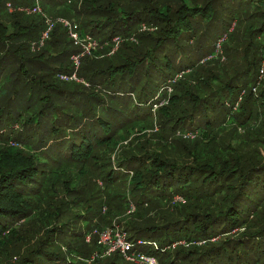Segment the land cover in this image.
<instances>
[{"label":"trees","instance_id":"16d2710c","mask_svg":"<svg viewBox=\"0 0 264 264\" xmlns=\"http://www.w3.org/2000/svg\"><path fill=\"white\" fill-rule=\"evenodd\" d=\"M11 2L0 264H133L114 225L157 264H264V0ZM63 20L98 43L78 68Z\"/></svg>","mask_w":264,"mask_h":264},{"label":"built area","instance_id":"2783aa9c","mask_svg":"<svg viewBox=\"0 0 264 264\" xmlns=\"http://www.w3.org/2000/svg\"><path fill=\"white\" fill-rule=\"evenodd\" d=\"M37 11H40L38 9ZM62 23L68 28L70 36L75 40V44L82 47L83 51L81 54L72 56V59L78 68L80 58L86 54H89L93 49L98 46V43L92 40L90 36L85 38H80L79 35L74 31L73 26L66 20H63ZM46 37V35H45ZM264 75V68L261 70V78ZM75 77V76H74ZM73 77V78H74ZM66 78V77H64ZM256 90V89H254ZM186 137L195 138L192 133L185 135ZM177 201L183 202L184 200L181 197L177 198ZM87 241H90V236L87 237ZM142 242H138L141 244ZM99 244L102 246V257H109L114 253H119L122 258L133 264L146 263V264H157L156 260L152 257H141L139 254L134 252L135 244L129 240V237L126 232H123L119 226L114 225L105 229L100 234Z\"/></svg>","mask_w":264,"mask_h":264},{"label":"rangeland","instance_id":"374dc122","mask_svg":"<svg viewBox=\"0 0 264 264\" xmlns=\"http://www.w3.org/2000/svg\"><path fill=\"white\" fill-rule=\"evenodd\" d=\"M12 2H13V5L12 4H10V3H8L7 4V6H8V10H9V12H21V9L22 8H32V6H39L41 9H42V11H40L41 13H44V14H46L47 16H54L55 18H57L58 20L60 19V17H58L59 15H60V13H61V11H60V9L59 8H56L55 6H56V4L58 5L59 3H60V1L61 0H34V4L31 6V7H21V6H19V7H16V2H17V0H11ZM11 2V3H12ZM55 2V3H54ZM4 8H6V7H4ZM22 13V12H21ZM1 14H3V15H5V14H8V15H10L9 13H7V12H5L4 10H3V6H0V15ZM11 18H12V16H11ZM147 30V28H144V31H146ZM151 31H153L152 29H151ZM64 77H66V76H64L63 75V77H62V79H65ZM99 88V90L101 91V93H102V95L105 93V92H107L106 90H104L101 86H99L98 87ZM165 88V91H168V93L170 94L171 92H172V87L170 86V84H167V86H165L164 87ZM255 91V93H256V90H254ZM107 94H109V93H107ZM111 94V93H110ZM169 94H168V96H169ZM158 107L159 106H155V109H154V111H156L157 109H158ZM144 112V111H143ZM142 113V112H141ZM155 122H157V121H155ZM240 132H241V130H240ZM189 133H192L194 136H195V138H196V135L198 134L197 133V131L196 132H190V131H184V133H176V134H174L173 135V137L174 136H176V137H181V138H187V139H194V138H191L190 136L189 137H186L185 135H189ZM178 135H180V136H178ZM172 137V138H173ZM183 203H184V201H183ZM116 226H118V225H116ZM121 229V228H120ZM122 230V229H121ZM243 230H245V229H242L241 230V233L242 232H245V231H243ZM124 232V231H123ZM17 260V259H16ZM15 261V260H14ZM138 264H146V263H138Z\"/></svg>","mask_w":264,"mask_h":264}]
</instances>
